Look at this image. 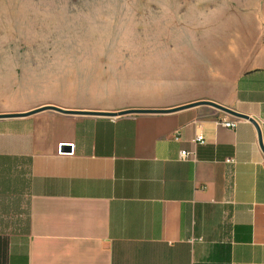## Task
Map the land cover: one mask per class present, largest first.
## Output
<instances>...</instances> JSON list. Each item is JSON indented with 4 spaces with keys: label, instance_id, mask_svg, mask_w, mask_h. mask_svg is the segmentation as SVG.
Returning a JSON list of instances; mask_svg holds the SVG:
<instances>
[{
    "label": "crops",
    "instance_id": "1",
    "mask_svg": "<svg viewBox=\"0 0 264 264\" xmlns=\"http://www.w3.org/2000/svg\"><path fill=\"white\" fill-rule=\"evenodd\" d=\"M199 100L264 147V44ZM220 114L0 118V264H264V154Z\"/></svg>",
    "mask_w": 264,
    "mask_h": 264
},
{
    "label": "rangeland",
    "instance_id": "2",
    "mask_svg": "<svg viewBox=\"0 0 264 264\" xmlns=\"http://www.w3.org/2000/svg\"><path fill=\"white\" fill-rule=\"evenodd\" d=\"M261 44L264 0H0V114L225 94Z\"/></svg>",
    "mask_w": 264,
    "mask_h": 264
},
{
    "label": "water",
    "instance_id": "3",
    "mask_svg": "<svg viewBox=\"0 0 264 264\" xmlns=\"http://www.w3.org/2000/svg\"><path fill=\"white\" fill-rule=\"evenodd\" d=\"M196 105H207L210 106L226 115H230L232 117L235 118H242V119H247L248 121H250L256 131H257V139H258V144L260 146L261 151L264 154V147L262 145L261 142V136H260V132H259V128L257 123L255 122L254 119L248 117L247 115H244L242 113H239L227 106L218 104L216 102L213 101H209V100H197V101H193V102H189V103H185L182 105H178L175 107H171V108H129V109H122L119 111H99V110H72V109H65L59 106H54V105H46L43 106L41 108L38 109H34L31 111H27V112H21V113H1L0 114V118H10V117H23V116H28L30 114H33L35 112H38L40 110H44V109H50V110H54L56 112H60V113H67V114H89V115H99V116H110V117H114V116H119V115H125V114H135V113H165V112H172V111H176L179 109H183V108H188L191 106H196ZM63 148H67V147H63Z\"/></svg>",
    "mask_w": 264,
    "mask_h": 264
},
{
    "label": "built area",
    "instance_id": "4",
    "mask_svg": "<svg viewBox=\"0 0 264 264\" xmlns=\"http://www.w3.org/2000/svg\"><path fill=\"white\" fill-rule=\"evenodd\" d=\"M215 124L219 126H223L226 128H233L237 122V118H231L226 116V114H220L215 118ZM204 141L203 135L201 133H197L193 139L194 143H202ZM191 152L186 150H181L179 152L180 158H187ZM225 162L233 163V159L231 157L225 158Z\"/></svg>",
    "mask_w": 264,
    "mask_h": 264
}]
</instances>
